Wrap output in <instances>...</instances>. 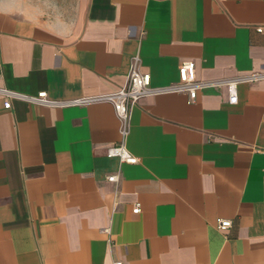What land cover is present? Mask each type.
Instances as JSON below:
<instances>
[{
	"label": "crops",
	"instance_id": "obj_1",
	"mask_svg": "<svg viewBox=\"0 0 264 264\" xmlns=\"http://www.w3.org/2000/svg\"><path fill=\"white\" fill-rule=\"evenodd\" d=\"M135 55L154 87L183 61L199 80L264 76V0H78L71 18L0 0V87L110 93ZM118 127L108 103L0 97V264H264V77L235 104L225 87L140 99L136 164L105 155Z\"/></svg>",
	"mask_w": 264,
	"mask_h": 264
},
{
	"label": "built area",
	"instance_id": "obj_2",
	"mask_svg": "<svg viewBox=\"0 0 264 264\" xmlns=\"http://www.w3.org/2000/svg\"><path fill=\"white\" fill-rule=\"evenodd\" d=\"M261 30L260 28L258 29ZM264 76L259 73L237 76L230 79L221 80H199L195 74V64L192 61H183L178 67V80L165 86L154 87L150 83V74L140 69L138 55L132 57L130 68L124 85L113 92L74 97L69 99H53L45 91H40L35 95H27L4 87H0V97L3 99V108L10 109L12 100H19L29 104L50 108L81 107L91 104L108 103L117 117L120 139L117 143L106 149L105 155L108 158H115L120 163L136 164L138 159L134 157L126 148V139L129 133L130 117L133 106L142 98L149 95L163 94H185L188 102H194L199 92L206 88L225 87L228 95V103L237 102V86L241 83H253ZM119 173L106 176L110 183L117 184ZM140 212V204L135 203L132 213ZM231 226V222L225 219H217V229L224 231ZM105 230L104 232H107ZM113 264H122L121 261H114Z\"/></svg>",
	"mask_w": 264,
	"mask_h": 264
},
{
	"label": "rangeland",
	"instance_id": "obj_3",
	"mask_svg": "<svg viewBox=\"0 0 264 264\" xmlns=\"http://www.w3.org/2000/svg\"><path fill=\"white\" fill-rule=\"evenodd\" d=\"M12 1V0H11ZM21 5L26 4L31 9L48 15L69 16L75 15L78 9V0H13Z\"/></svg>",
	"mask_w": 264,
	"mask_h": 264
}]
</instances>
